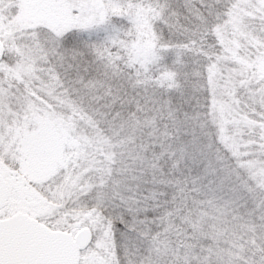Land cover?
<instances>
[{
    "label": "trees",
    "instance_id": "1",
    "mask_svg": "<svg viewBox=\"0 0 264 264\" xmlns=\"http://www.w3.org/2000/svg\"><path fill=\"white\" fill-rule=\"evenodd\" d=\"M119 2H122L119 4L124 13L128 6H139L148 0ZM159 2H167L172 6L165 13L164 21H151L154 45L160 55L165 54L162 44L189 43L191 40L197 46L181 57L182 64L187 65L185 70L189 72L199 64L206 63L210 55H216V50L211 47L219 44L216 33L206 41L194 35L197 28L190 17L186 18L183 8L185 0ZM234 2L236 4L239 0ZM173 10L176 15L172 14ZM120 17L121 14L113 15L106 21L120 28L125 36V40L120 42L124 57L115 53L108 71H97L98 65L89 67L79 58H69L66 61L58 59L55 64L48 57L46 59L47 64L59 75L60 88L64 89V96L68 97V108L74 114L77 113L79 137L84 144L88 143V146L85 145V153H94L87 158L78 153L62 170L57 180L66 187L74 178L80 181L78 180V184L74 181L73 188L63 194L64 198L53 202L58 212L72 220L80 216L83 227L93 232V242L82 253V257L95 244H100L98 253L104 259V264H114L116 260L117 248L112 236V221L109 220L108 227L102 229L100 214L89 206L94 202V189L100 185L101 175L118 171L116 161L123 155L127 165L133 169L127 174L124 197L141 199L151 191L163 193L155 201L149 200L136 217L142 228L140 239L144 241L136 259L148 257L150 252L147 249L151 248L152 256H156L158 252L160 256L172 261L177 259L175 252L178 249L179 259L187 258L191 264H198L205 258H211L216 264H229L231 257L236 261L241 260L240 264H264V233L253 235L241 230L243 227L264 228V196L260 195L264 189L247 173L244 166L246 161L240 157H230L229 152L218 141L211 122L209 87L199 100L196 93H190L189 97L181 99L174 90H166L172 94L170 103L178 109L175 115L179 117V121H185L184 114H187L201 122L198 130L212 147L218 170L214 173L211 170L206 172L205 165L201 164L192 165L190 169L170 171V165L165 163L168 157L165 156L159 161L164 182L153 183L151 170L146 167L142 169L144 162L152 159L153 147L157 153L160 152L159 143L165 139V133L169 140L177 138L175 129L178 122L168 115V102L162 105L158 95L153 94L155 89L166 86L156 84L155 78L147 75L150 67L142 71L132 62L129 44L134 40V32L125 17ZM79 30L80 28L68 31L56 38L66 40L76 36ZM52 37L55 36L46 34L44 43ZM0 41H3L1 37ZM200 44H203V48L199 47ZM92 59L91 56L85 57L89 62ZM173 59L174 56L169 53L167 63L171 65ZM184 79L182 75V84ZM188 79L195 84L194 76H189ZM154 84L155 89L152 87ZM205 96L207 99H204ZM164 99L167 101V97ZM179 139L187 140L191 137L181 134ZM106 164L110 167H105ZM157 176L159 177V172ZM241 195L243 199H240ZM126 207L117 199L115 210L109 208L108 212L118 215L126 212ZM104 215L107 216V213ZM125 219L131 221L133 217L126 213ZM70 222L71 229L81 228L74 221ZM119 227L117 224L116 228Z\"/></svg>",
    "mask_w": 264,
    "mask_h": 264
},
{
    "label": "rangeland",
    "instance_id": "2",
    "mask_svg": "<svg viewBox=\"0 0 264 264\" xmlns=\"http://www.w3.org/2000/svg\"><path fill=\"white\" fill-rule=\"evenodd\" d=\"M119 3L122 2L0 0V37L5 47L0 63V97L10 98V103L0 108V174L14 215L22 214L71 233L78 229H71L70 221L81 228L84 225L80 216L72 220L58 212L53 202L64 198L74 181H80L74 178L70 181L74 184L66 187L57 180L62 170L78 153L86 158L94 153H85L88 143L79 137L77 113L68 108L59 75L47 64L41 48L46 34L56 37L59 33L60 37L121 14L134 32L129 44L132 62L144 71L159 54L151 27L155 12L128 6L123 13ZM258 3L259 0H239L231 23L216 30L222 43V59L208 87L211 122L218 141L230 157L246 161L247 173L264 189V7L258 8ZM241 230L253 235L264 233L263 227ZM100 246L95 244L80 264H104L98 253ZM240 262L229 258V264Z\"/></svg>",
    "mask_w": 264,
    "mask_h": 264
},
{
    "label": "snow or ice",
    "instance_id": "3",
    "mask_svg": "<svg viewBox=\"0 0 264 264\" xmlns=\"http://www.w3.org/2000/svg\"><path fill=\"white\" fill-rule=\"evenodd\" d=\"M256 6L264 7V0H259ZM139 7L154 9L155 15L152 20L160 22L166 19L165 13L172 8L170 3H160L159 0H155V2L148 0L147 3L140 4ZM234 7V0H185L183 5L186 18L190 17L196 25L197 32L194 35L199 36L202 41L213 37L221 26L231 23ZM172 14L176 15L174 10ZM83 37H87V39H83ZM124 40L123 31L110 23L83 25L74 37H68L63 41L52 37L45 42L41 51L44 56L52 60L53 64L58 59L66 61L69 58L73 60L79 58L89 67L98 65L97 71L101 69L108 71L115 53L124 57V51L120 45V42ZM196 46L191 40L189 43L162 44L161 48L164 49L165 54L154 55V63L147 73L155 78L156 84L166 86L155 89L154 84L152 86L155 89L153 94L158 95L162 105L168 102V115L178 122L175 129L177 138L169 140L165 133V139L159 143L160 152L157 153L153 147L151 149L152 159L145 161L141 166L142 169L146 167L151 170L153 183L164 182V174L160 171L159 161L165 156L168 157L165 163L170 165V171L190 169L192 165L199 166L201 164L205 165L206 172L211 170L214 173L218 170V162L213 159L212 147L206 143L198 130L201 122L187 114H184L185 121H179V117L175 115L178 109L170 103L172 94L166 90H174L181 99L189 97L190 93H196L198 100L204 96L214 74L213 70L217 69V64L222 59L220 54L222 43L211 46L216 50L214 57L210 55L206 63L199 64L189 72L185 70L187 65L182 64L181 57ZM199 47L203 48V44H200ZM169 53L174 56L171 65L167 63ZM87 56L93 58L91 62L85 60ZM182 75L185 78L183 84L180 82ZM189 76L195 77V84L190 82ZM165 97H167V101H165ZM204 99L207 97L205 96ZM5 103H10V98L0 97V108ZM181 134L190 136L191 139L180 140L179 135ZM116 164L119 165V170H114V174L101 175V183L94 189L96 192V195L92 197L94 202L89 206L95 208L100 214L102 229L108 227L109 220L112 221L111 227L114 229L112 236L117 248L114 264H191L187 258L179 259L178 249L175 252L177 259L172 261L160 256L158 252L156 256H152L151 248L147 249L150 252L148 257L136 259L144 244V241L140 239L142 228L138 225L136 217L149 200L155 201L158 195H163V193L151 191L148 196H143L141 199L131 196L124 197L123 189L127 185V174L133 169L127 165L123 155H120ZM105 167H110V165L106 164ZM158 172L159 177L157 176ZM133 179H139V177H133ZM260 195L264 196V192H260ZM117 199H120L121 204L127 206L126 212L113 215L112 212H108V209L115 210ZM240 199H243L242 195ZM13 211L6 189L0 184V264H54L52 261L30 258L41 245L51 242V237L45 234L38 225L32 224L24 215L18 214L13 217ZM105 213L107 216L104 215ZM126 213L132 215L131 221L125 219ZM117 224L120 225L118 229L116 228ZM198 264H216V262L211 258H205Z\"/></svg>",
    "mask_w": 264,
    "mask_h": 264
},
{
    "label": "water",
    "instance_id": "4",
    "mask_svg": "<svg viewBox=\"0 0 264 264\" xmlns=\"http://www.w3.org/2000/svg\"><path fill=\"white\" fill-rule=\"evenodd\" d=\"M3 54L4 46L0 42V60ZM0 184L4 186L8 194L6 183L1 174ZM26 218L32 224L38 225L45 234L51 237V242L41 245L39 250L30 258L52 261L54 264H80L81 253L89 247L93 240V234L90 229L82 228L73 235L63 231L52 230L35 219Z\"/></svg>",
    "mask_w": 264,
    "mask_h": 264
}]
</instances>
